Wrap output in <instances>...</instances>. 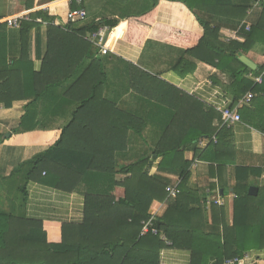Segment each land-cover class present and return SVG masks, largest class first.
I'll return each mask as SVG.
<instances>
[{"label":"trees","instance_id":"1","mask_svg":"<svg viewBox=\"0 0 264 264\" xmlns=\"http://www.w3.org/2000/svg\"><path fill=\"white\" fill-rule=\"evenodd\" d=\"M119 1H122V6L116 5L120 8L119 14L103 7L100 12L89 15L84 0L80 5L71 0L70 10L81 7L88 16L85 20L70 22L66 29L55 24L56 17L48 10L32 12L31 20L22 21L17 28L21 31L22 51H25L28 50L30 33L33 30L39 32L43 25L37 19L47 22L49 39L40 72H35L25 56L15 61L16 65L7 66V25L0 24V103L11 108L14 102L27 100L21 124L35 114L38 104L64 111L74 103L77 105L72 113L73 121L62 129L61 139L43 154L22 164L14 174L19 173L24 182L38 179L45 185L64 190L76 189L80 178H85L86 182L83 186L86 219L79 226L65 225L60 243L49 241L42 221L24 216L25 198L21 193H12L10 201L0 200V264H161L160 252L168 246L190 250L191 264H209L210 260L212 264H224L227 259L243 257L247 252L264 251V189L257 195L249 194L250 170L236 169L232 226L214 216L211 230L203 231L202 206L183 204L188 195H194L186 184L197 157L220 166L233 155L227 132H216L214 122L220 114L213 108L183 93L182 97L175 99L161 90H152L164 81L146 71L131 69L127 75L130 74L131 83L135 84L134 92L145 98L150 106L143 115L131 117L129 112L124 113L128 119L122 118L120 129L142 137L152 120L161 130L157 142L149 153L121 167H118L115 155L100 152L97 146L94 149L89 147L91 139H86V108L94 100L106 98L104 93L109 76L99 47L84 37L102 27H108L111 33L116 32L122 22L146 29L149 26L144 18L158 13L163 0H142L138 9L125 3L128 0ZM173 1L183 3L203 28V35L196 44L180 45L185 47L184 55L173 65V70L186 76L196 67L195 59L223 69L226 60L229 63L236 61L238 68L230 70L232 82L228 91L237 101L253 86V82L247 79L251 70L241 61L239 54L248 53L253 43L264 37V25L259 22L245 30L243 42L232 40L226 43L221 40L222 25H214L208 18L224 19L237 27L247 18L248 6L234 4L233 0ZM34 2L27 0V8H33ZM153 93L156 95L151 96ZM214 134L218 137L217 144L211 143L204 151L198 148L200 138H211ZM2 137L0 133V142ZM188 150L195 152L194 159L186 158ZM158 158H161L158 164L160 173L150 175ZM118 174L124 176L123 180L116 179ZM168 175H178L181 179L176 197H170L167 192V187L174 186ZM20 190L24 191V187L20 186ZM167 197L174 199L175 205L169 207L163 217L155 219L159 234L141 236L143 221L152 216V204ZM162 236L172 245H167ZM202 242H213L215 246L202 247Z\"/></svg>","mask_w":264,"mask_h":264},{"label":"crops","instance_id":"2","mask_svg":"<svg viewBox=\"0 0 264 264\" xmlns=\"http://www.w3.org/2000/svg\"><path fill=\"white\" fill-rule=\"evenodd\" d=\"M26 1L0 0V24L7 25V66L16 65L15 61L18 62L25 56L27 62L33 65L35 72H40L48 46L47 24H43L39 32L33 30L30 33L28 50L22 51L21 31L19 28L9 26L6 18L17 13H32L46 9L56 17L55 24L66 29L65 26L70 23L66 15L70 10L71 0H35V5L31 9L27 8ZM121 2L84 0V5L86 8L87 4L88 9H86L89 15L100 12L103 7H107L111 13L119 14L120 8L116 5L122 6ZM125 3H130L133 9H138L143 1L128 0ZM233 3L249 7L247 18L237 27L231 26L224 19L208 18L212 24L222 25L221 40L226 43L232 40L245 41L247 26L251 27L259 22L264 25V0H233ZM144 22L149 26L146 29L133 26L134 23L130 22H122L113 33L108 27L100 28L107 32L108 52L103 54L99 51V54L105 59L109 81L105 86L106 98L96 99L86 108L85 121L88 125L86 139H91L89 147L92 149L93 146L94 149V146H97L100 152L115 155L119 163L118 167L132 163L139 156L151 151V146L157 142L158 135L161 133L158 125L152 120L142 137L132 131L124 132L120 127H122V118H127L124 113L129 112L131 117L143 115L145 109L150 106L145 98H140L139 94L134 92L135 84L131 83L130 74L127 75L129 71L136 68V71L140 69L155 75L164 82L157 84V87L155 86L152 90H161L168 97L175 99H179V96L182 97L183 94L188 95L191 99L201 101L220 114V118L214 122L216 132H227L233 155L220 166L216 162L212 163L197 157L191 165V177L186 184L194 195H188L183 204L191 207L202 206L203 224L201 225L200 222L198 224L203 231L211 230L214 216L218 221L224 219L232 226L237 184L236 169L242 167L250 170L248 174L250 187H257L258 193L264 189V37L255 41L248 53L240 52L239 54V58L242 55L248 57L257 68L250 69L251 71L247 74V79L253 82L251 90L235 101L228 87L232 82L230 70L238 68L236 61L229 63L226 60L225 69H223L195 59L196 67L186 76H180L173 70V65L184 55L185 47L183 46L196 44L203 35V28L183 3L163 0L158 13L146 16ZM88 35L91 37L92 34H86L84 39H88ZM133 74L136 75V73ZM255 77H262V82H256ZM249 93H252L253 97L250 102H245L244 99ZM154 95L156 94H151V96ZM27 104V100H20L14 102L11 108H5L0 103V133L3 135L0 142V200L10 201L9 197L12 193L15 195L21 193L25 198L24 216L42 221L49 241L60 243L65 225L79 226L86 219V194L82 188L86 183L85 178L77 180L76 189L64 190L45 185L38 179L24 182L19 173H14L22 164L43 154L61 139L62 129L73 121L72 113L77 105L74 103L66 107L64 111L50 109L47 104H38L35 114L29 117L25 124H21ZM224 104L238 112L241 115V121L230 126H223L217 106ZM211 143H218L216 134L211 138H200L197 146L204 151ZM194 157L193 150L186 152L188 160ZM160 161L161 158H158L154 162L150 175L160 173L158 171ZM42 174H45V171ZM168 176L174 185L181 182L178 175ZM123 178V175L118 174L116 179L123 180ZM20 186L24 187V191L21 192ZM119 194L122 195V192L119 191ZM174 205V199L169 197L164 201L156 200L150 208V214L156 218L163 217L168 208ZM18 210L22 212L20 207ZM222 226L223 224L220 225L219 230ZM162 239L165 240L166 237L162 236ZM166 241L167 245H172L168 239ZM200 245L215 246L213 242H202ZM243 257L249 259L245 260L244 264H264V251L247 252ZM191 262L192 252L185 248L168 246L160 252L161 264H191ZM209 264H212L211 260Z\"/></svg>","mask_w":264,"mask_h":264},{"label":"built area","instance_id":"3","mask_svg":"<svg viewBox=\"0 0 264 264\" xmlns=\"http://www.w3.org/2000/svg\"><path fill=\"white\" fill-rule=\"evenodd\" d=\"M75 2L78 5H80L82 3V0H75ZM30 14L31 13L29 12L17 13V14L11 15L10 17L6 18V22L9 24V26L17 28L20 26L22 21L31 20ZM87 16H88L87 11L84 8L79 7L73 10H69L66 18L69 22L74 23V22H78L81 20H85ZM37 21L43 24H47V22H45L42 18H38ZM249 28L250 27L247 26V30H249ZM103 31L105 32L104 29H101L98 32L93 33L91 35V39L93 40L95 45L99 47L100 52H102L103 54H107L108 52L106 48L107 36L106 37L104 36ZM255 81L258 83H261L262 77H255ZM252 97H253V94L249 93L245 97L244 101L250 102ZM217 110L221 113V119H222L223 126H230L237 121H241V115L235 110H233L227 104L217 106ZM167 192L169 193L170 197H176L179 194L180 189L178 188L177 185L169 186L167 187ZM155 219H156V216L152 215L148 220L143 221L141 236L148 235L149 233H152L155 235L159 234L158 229L154 225ZM246 257H248V255ZM245 258L235 257V258L227 259L224 262V264H244L245 260L246 261L249 260L248 258L247 259Z\"/></svg>","mask_w":264,"mask_h":264},{"label":"water","instance_id":"4","mask_svg":"<svg viewBox=\"0 0 264 264\" xmlns=\"http://www.w3.org/2000/svg\"><path fill=\"white\" fill-rule=\"evenodd\" d=\"M240 59L249 67V69H256L257 66L254 62H252L248 57L242 55L240 56ZM258 188L255 186H252L249 188V194L250 195H257Z\"/></svg>","mask_w":264,"mask_h":264},{"label":"rangeland","instance_id":"5","mask_svg":"<svg viewBox=\"0 0 264 264\" xmlns=\"http://www.w3.org/2000/svg\"><path fill=\"white\" fill-rule=\"evenodd\" d=\"M45 10H46V9H45ZM66 16H67V15H66ZM66 19H67V18H66ZM45 27H46V26H45ZM103 32H104V31H103ZM106 33H107V32H104V36H105V37H106ZM87 37H88V40H90V41L93 42V40L91 39L90 35H88ZM105 37H104V38H105ZM82 188H83V187H82ZM83 189H84V188H83Z\"/></svg>","mask_w":264,"mask_h":264}]
</instances>
